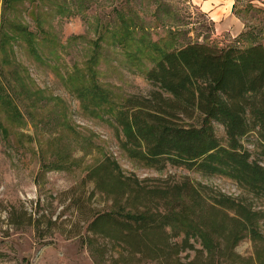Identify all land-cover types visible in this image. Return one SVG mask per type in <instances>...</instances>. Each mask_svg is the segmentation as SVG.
I'll return each instance as SVG.
<instances>
[{
    "label": "rangeland",
    "instance_id": "1",
    "mask_svg": "<svg viewBox=\"0 0 264 264\" xmlns=\"http://www.w3.org/2000/svg\"><path fill=\"white\" fill-rule=\"evenodd\" d=\"M33 2L21 0L7 9L0 0V37L15 35L18 27L35 33L31 42L22 35L0 43V264H124L113 261L120 250H112L108 240L98 239L108 249L103 258L85 233L62 232L81 221L79 209H111L112 200L98 191L92 195L95 183L84 181L106 158L145 185L190 180L264 211V196L244 191L226 176L168 160L161 170L144 165L128 152L116 120L125 97L154 88L146 73L164 52L190 42L245 46L263 38L264 31H258L263 5L235 0L231 12L239 22L227 18V12L214 22L201 0H92L77 15L59 12L62 4L72 9L75 0H37L39 25L29 15ZM114 7L130 8L137 24L124 40L119 30L122 46L113 35L118 25ZM217 133L225 143L222 126ZM255 141L254 134L242 138L258 159ZM25 209L34 217L46 213L45 223L39 228L12 223L11 213ZM50 217L61 228L47 227ZM260 229L264 234V218ZM258 244L245 238L235 250L255 259Z\"/></svg>",
    "mask_w": 264,
    "mask_h": 264
},
{
    "label": "trees",
    "instance_id": "2",
    "mask_svg": "<svg viewBox=\"0 0 264 264\" xmlns=\"http://www.w3.org/2000/svg\"><path fill=\"white\" fill-rule=\"evenodd\" d=\"M20 1L3 0L7 9ZM33 1L29 15L40 25L37 0ZM91 1L75 0L72 9L62 4L59 12L80 14ZM130 10L112 9L118 17L113 35L121 46L128 30L137 25ZM258 31L263 33L264 23ZM19 36L31 42L35 33L18 27L15 35L0 37V43ZM146 76L154 88L148 94L125 97L117 113L131 156L158 170L168 160L204 174L226 176L244 191L263 197L264 37L245 46L186 43L164 52ZM218 125L225 131V143L218 136ZM249 134L256 136L260 159L252 158L242 143ZM88 180L95 183L92 195L98 191L112 200L111 209H79L81 221L62 232L85 233L103 258L108 249L99 238L108 240L112 250H120L113 261L124 264H264L260 229L264 211L244 199L209 192V186L190 180L145 185L126 175L112 158L89 170L84 181ZM19 214L11 213L12 223L38 228L47 217L46 213L34 217L26 209ZM46 225L62 226L52 217ZM245 238L259 243L255 259H245L235 250Z\"/></svg>",
    "mask_w": 264,
    "mask_h": 264
},
{
    "label": "crops",
    "instance_id": "3",
    "mask_svg": "<svg viewBox=\"0 0 264 264\" xmlns=\"http://www.w3.org/2000/svg\"><path fill=\"white\" fill-rule=\"evenodd\" d=\"M201 1L202 3H200V5L203 4L202 6H204L207 10L209 9V11L211 12L210 16L212 17V20L214 22H217L226 16L227 18L229 17L230 19H232V22H236V20H238L239 22V19L235 17L236 15L233 12H231L235 0H201ZM256 1H258V3H260L261 5H263L261 6L260 9L264 10V0H256ZM223 2H229V4L223 5ZM225 12H227L226 16H225Z\"/></svg>",
    "mask_w": 264,
    "mask_h": 264
}]
</instances>
